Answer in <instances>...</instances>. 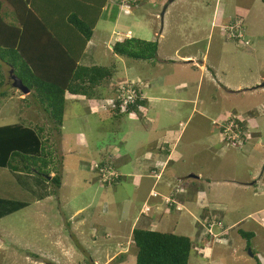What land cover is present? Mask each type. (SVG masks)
I'll return each instance as SVG.
<instances>
[{
  "label": "rangeland",
  "instance_id": "374dc122",
  "mask_svg": "<svg viewBox=\"0 0 264 264\" xmlns=\"http://www.w3.org/2000/svg\"><path fill=\"white\" fill-rule=\"evenodd\" d=\"M259 3L261 0H138L129 14L117 5L114 17L98 21L92 38L97 46L80 60L83 65H115L113 79L99 91L103 99L116 92V83L138 79L152 88L160 86L157 91L183 106L181 115L171 121L181 128L184 147H191L190 154L177 163L179 173L200 172L201 189H212L220 203L230 208L226 217L219 200L210 204H217L211 211L203 209L208 203L195 199L193 193L187 195L193 187L186 189L179 180L173 184V210L166 201L169 196L156 186L143 203L146 195L134 194L137 178L129 177L119 161L114 166V158L128 149L123 136L133 135L135 124L128 125L123 114L101 108L106 105H97L95 98L79 95L71 102L68 96L63 133L61 127V132L49 135L58 158L64 159L63 183L57 193L51 194L49 183L34 174L0 168V199L26 203L0 213V264H136L133 228L191 237L189 264H258L252 250L264 264V223L253 218L232 219L264 205L263 198L254 194L264 191V5ZM112 4L117 3L112 0ZM250 8L253 14L246 11ZM215 10L223 24L216 22ZM115 31L157 40V57L144 60L115 55L112 48L120 38ZM4 72L9 78L5 90L14 96L0 100V126L20 123L49 129L52 122L32 104L28 92L25 96L13 87L10 70L4 68ZM146 109L143 106L132 112V119ZM147 117L155 121L152 113ZM238 119L247 137L232 146L219 127L225 125L231 134V121L237 123ZM79 131L86 133L88 148L81 145ZM152 139L153 135L148 137ZM101 147H107L104 153ZM108 161L115 168L111 167L112 172L120 174L117 182L107 181L111 185H105L94 171L96 164ZM130 166V172H138ZM151 174L156 180L162 176L157 170ZM207 176L218 181L206 184ZM224 177L253 184L237 191L225 187ZM149 182L148 178L142 180L144 188ZM186 195L187 205H179L176 198L184 200ZM205 199L210 200L211 195L206 194ZM199 207L203 209L200 214ZM258 216L264 219L263 213ZM218 220L224 224L216 226ZM240 228L256 235L246 250Z\"/></svg>",
  "mask_w": 264,
  "mask_h": 264
},
{
  "label": "trees",
  "instance_id": "16d2710c",
  "mask_svg": "<svg viewBox=\"0 0 264 264\" xmlns=\"http://www.w3.org/2000/svg\"><path fill=\"white\" fill-rule=\"evenodd\" d=\"M5 1L14 9L13 21L4 15ZM108 1L0 0V100L14 96L5 90L9 80L4 72L7 68L28 89L32 104L52 122L49 129L20 123L0 126V168L36 175L49 183L51 194H56L62 186L63 162L50 145L49 135L61 132L66 95L99 100L102 97L100 89L114 76L115 65L80 63L96 24L100 19L108 18L105 15L110 5ZM137 1L128 0L131 5ZM115 2L120 4L123 0ZM109 17H114V11ZM112 51L121 57L154 59L158 55V41L132 35L115 42ZM140 105L145 106L144 98L139 97L131 109L138 112ZM111 112L118 114L115 110ZM237 122L240 123V119ZM224 126L219 127L220 131ZM52 172L55 174L49 179ZM173 194L169 195L168 204L174 208ZM22 204L2 198L0 213ZM221 223L217 221V224ZM239 233L246 242V250L255 233L241 228ZM132 240L137 249L136 264H189L193 241L187 235L133 228ZM251 253L257 263L262 264L256 252L252 250Z\"/></svg>",
  "mask_w": 264,
  "mask_h": 264
},
{
  "label": "crops",
  "instance_id": "0c3cea01",
  "mask_svg": "<svg viewBox=\"0 0 264 264\" xmlns=\"http://www.w3.org/2000/svg\"><path fill=\"white\" fill-rule=\"evenodd\" d=\"M255 1H257V0H255ZM108 4L113 5L111 0L108 1ZM258 5L263 7L264 1L261 0V3H259ZM113 9L115 10L114 6H112V8L110 7L107 10L108 14L105 13V15L108 18L110 16V14L112 13V11H114ZM252 10H253V8H250L249 10L247 9L246 11L250 14H253L251 12ZM3 11H4V15L5 16L7 15V18H6L7 20H10V21L14 20V18H15L14 9L6 1L3 3ZM215 12L217 13V15L215 13L216 22H218V23L222 22V18L218 17L219 16L218 11L215 10ZM97 24H96V26H97ZM222 24H223V22H222ZM96 26H95V29H96ZM155 34H157V32H155ZM92 42H95V41H92V39H91L88 42L84 53H86L88 50H91L93 46H97L96 44H92ZM188 57L190 58L189 55H188ZM116 86H117V83L115 84L114 87H116ZM161 88H163V90L167 89L166 87H161ZM159 89H160V86L152 88L151 86L148 85V83H147V85L142 86L141 93L145 99V106L147 107V109H146L147 112L145 111L146 115L144 113H141L142 116H138V118H136V120H134L132 118L135 115H133L132 113L124 114L123 118L125 119V122L128 125L132 124V123L135 124L136 131L133 135L129 134V135L123 136V140L125 141L124 145H128V149L127 150L125 149V151H123L122 157L114 158L115 159L114 160V162H115L114 166L117 167V165L120 164L125 171H128L127 175L129 177H133L134 179L137 178V180H136L137 184H135V191H134L135 193L134 194H136L137 197H140L143 194L146 195V196H143L144 197L143 203L145 201L149 200L150 190L153 189V187H155V186H156L155 188L157 190H159L162 193V195H168L169 196V195L173 194V192H174L173 184H174V182H178V180H179L180 182H183L182 186H184V188L188 189L187 187H190V186L193 187V189L191 191H189V192L187 191V195H191L193 193L195 199H199L200 202L201 201L207 202L209 206H206V208H203V209L210 210L214 206L217 205L215 203V205L210 207L211 203H214V201H218V200H219L218 203H220V201H222V200H220L218 198V196H216L214 194L212 189H210L208 187H207V189H201L202 187H201L200 181H202L203 175H201L200 172H198V173L191 172L187 175L180 174L179 173L180 167L177 166V163L180 162L183 158L187 157L191 152L188 150V149L191 150V147H188V148L184 147V142L182 141L183 134H182L181 128L176 126L177 122L171 123V121H173L174 119H176L178 116L181 115V113L183 111V106H181L180 104H177V102L171 98L164 97L165 94H162L161 92L157 91ZM229 90H231V89H229ZM155 91H156V93H155ZM25 94L26 93H24V95ZM114 94H115V92H113L112 95L109 94L110 95L109 97L113 96ZM68 96L70 98L72 97L71 102L74 100H77L76 98L78 97V96H71L70 94H67L66 97H68ZM102 99L103 98L101 97V99L97 100V105L101 103ZM170 103H173V104H170ZM97 105H95L96 106L95 108H97ZM150 113H152L154 116V119H155L154 122H152V119H151V121H149L150 119L145 118V117H147V114L150 115ZM109 114H111V113H109ZM127 115H129L131 118H128ZM123 118H121V124H123ZM150 118H152V117H150ZM137 120H139V121H137ZM180 122L181 121H178V125L180 124ZM63 128H64V121H63V126H62V133H63ZM78 135L80 138L81 145H83L84 148H88L90 145V142L88 140L86 133L84 131H79ZM142 135H143V138H142ZM152 135H153L152 141L148 140V137L152 136ZM129 139H131L133 141V143H130ZM105 148H107V147H101L100 152L104 153L103 150H105ZM134 155H137L135 159H133ZM100 156H102V155L100 154ZM127 156H130V157H127ZM79 160H80L79 161V167L81 168L82 165L80 164V162H84V160L82 158ZM117 161H119V164L117 163ZM62 162H64V159L62 160ZM130 163L132 165V169L135 171L138 170V172H130L129 171V169L131 167ZM145 170L147 171L148 174L143 173ZM154 170H157V172L161 173V175H162L161 178L159 176H157V180L152 178L151 173ZM150 177H151V179H150ZM184 177L186 178L185 182H184V180L181 179ZM146 178H148L150 180V182L148 184H146L147 187L144 188L142 180L146 179ZM252 178H254V176ZM213 179H216V178L207 176L206 180H208V181L205 180L204 182L206 184H210L212 182L218 181V180H213ZM222 182L224 183V185H226L225 187H234L237 191L240 190L241 187H243V186L249 187L253 184L252 181H249V182L238 181V180H235L231 177H224L222 179ZM254 182H256V181H254ZM258 182H259V185L262 184V182L260 183V180H258ZM136 187H139V189L143 188V191L136 192L137 191ZM158 187L160 189H158ZM199 189H200V191H199ZM206 194L211 195L210 200L205 199ZM223 194L225 195V193H223ZM254 194H255V196H257V198H259V197L263 198V200H261V202L264 203V191L261 190L259 195L257 192H255ZM187 195L185 196L184 200H179L178 198H176V200L179 202V205H181V206L187 205V203L185 202ZM37 196H40V194H38ZM45 196H42L41 198H43ZM220 204L223 205V207H224L223 208L225 210L224 216L226 217V212H228L230 210V208L227 207L224 202H223V204L222 203H220ZM153 208H158V207H157V205H155V206H153ZM171 208H172V210L174 209L173 207H171ZM203 209L199 207L198 208V214H200V211ZM155 213H156V211H155ZM261 213H263L262 217L264 218V205L256 207L255 211H250L247 215H244L241 217L240 216L239 217H233L232 219L239 222L240 220L242 221V220H245L246 218H253V219H256L257 221L258 220L261 221V223H264V219H260V217L258 216ZM235 223L236 222L234 221L233 225ZM206 224L209 225V221H207ZM221 224H224V223L222 222ZM221 224H217L216 226H219ZM206 235H209L211 237V233H207ZM245 245H246V242H245Z\"/></svg>",
  "mask_w": 264,
  "mask_h": 264
},
{
  "label": "built area",
  "instance_id": "2783aa9c",
  "mask_svg": "<svg viewBox=\"0 0 264 264\" xmlns=\"http://www.w3.org/2000/svg\"><path fill=\"white\" fill-rule=\"evenodd\" d=\"M125 3V6L128 7L126 4V0H123ZM242 22L236 24L238 27L239 24ZM230 29L233 28V26H229ZM121 39V38H119ZM144 85V83L141 80H134L133 82L124 81L121 83H118L116 86V92L113 96L108 97L110 99H102L101 104L104 102V107H101L103 109H111L115 110L117 113L124 114L128 112H134L131 108L136 105L137 99L140 97V99H143L141 92V86ZM139 108H143V106H139ZM118 110V111H117ZM233 129H232V128ZM243 125L240 123H235L234 120L231 121V134L227 131L226 128H223L221 131L222 135L224 136V140H227L229 144L232 146H237L236 144L240 145L243 143L242 137H247V134L242 132ZM233 132V133H232ZM113 164L111 162H105L104 165H95V171L98 172V177L102 180L106 181L105 185H111L108 182L112 183L115 181L117 182L120 178V174H116L115 172H112ZM115 168L113 167V170ZM157 195V192H155ZM167 202L170 201V198L166 199Z\"/></svg>",
  "mask_w": 264,
  "mask_h": 264
},
{
  "label": "clouds",
  "instance_id": "9594fccd",
  "mask_svg": "<svg viewBox=\"0 0 264 264\" xmlns=\"http://www.w3.org/2000/svg\"><path fill=\"white\" fill-rule=\"evenodd\" d=\"M112 1V0H111ZM126 4L128 5V7L127 6H125V3L124 2H122V3H120V4H117V5H119V8H120V10H121V8L123 9V11H124V13L125 14H129L130 13V11H131V7H132V5H131V3L130 2H128V0H126ZM130 31V30H129ZM131 32V31H130ZM115 35L116 36H119L121 39H119V40H122V39H124L125 37H129V36H132V33H131V35H126L125 33H121V32H119V31H115ZM118 40V41H119ZM108 162H111V161H108ZM112 163V162H111Z\"/></svg>",
  "mask_w": 264,
  "mask_h": 264
},
{
  "label": "water",
  "instance_id": "95a60500",
  "mask_svg": "<svg viewBox=\"0 0 264 264\" xmlns=\"http://www.w3.org/2000/svg\"><path fill=\"white\" fill-rule=\"evenodd\" d=\"M170 1H173V0H170ZM12 80H13L12 85L14 87L18 88L19 90L23 91L24 93L28 92V89L23 85L22 81L18 77L13 75ZM48 178L50 179L51 176H49ZM250 252H251V250H250Z\"/></svg>",
  "mask_w": 264,
  "mask_h": 264
}]
</instances>
